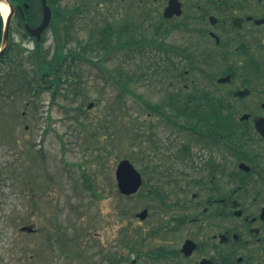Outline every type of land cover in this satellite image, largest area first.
Masks as SVG:
<instances>
[{"label":"rangeland","instance_id":"374dc122","mask_svg":"<svg viewBox=\"0 0 264 264\" xmlns=\"http://www.w3.org/2000/svg\"><path fill=\"white\" fill-rule=\"evenodd\" d=\"M163 6L162 0H62V7L74 15V40L65 52L77 47L76 39L91 43L92 35L98 37L95 28L106 22L135 19L139 38L158 42L162 37L154 36V26L169 27L160 20ZM169 37L168 44L180 45L176 31ZM12 40L25 55L34 51L33 44L21 45L19 33ZM56 43L51 27L42 46L46 58L56 53ZM103 56L101 50H88L76 58L74 74L55 100L51 92L33 98L21 83L5 81L3 73L12 72L14 65L1 70L0 264H112L109 258L113 264H177L176 259L165 261L145 252L178 244L164 240L161 231L169 217L161 201L160 156L164 144L176 141L175 131L183 140L188 136L146 104L157 105L177 92L178 82L164 69L178 59L153 47L140 51L139 46ZM119 68L134 76L132 88L141 98L122 93ZM186 84L179 82V89ZM123 159L144 174L145 183L133 197H121L117 189L115 171ZM144 209L149 217L142 221L136 215ZM147 236L152 238L143 247L135 244Z\"/></svg>","mask_w":264,"mask_h":264},{"label":"flooded vegetation","instance_id":"af4514ba","mask_svg":"<svg viewBox=\"0 0 264 264\" xmlns=\"http://www.w3.org/2000/svg\"><path fill=\"white\" fill-rule=\"evenodd\" d=\"M170 1L162 0L160 20L169 32L155 34L158 42L139 38L135 19L125 20L131 35L114 41L116 51L153 47L178 59L164 69L177 92L152 111L176 119V130L188 136L173 131L176 141L161 148V201L169 217L161 231L178 243L163 246L162 257L177 264H264V0H177L180 15L167 18ZM26 24L15 25L24 31ZM173 31L180 45L168 44ZM19 35L21 45L45 55L46 31L40 38ZM126 38L132 45H124ZM10 43L16 44L12 37ZM7 55L0 57V74ZM179 82L190 85L179 89Z\"/></svg>","mask_w":264,"mask_h":264},{"label":"trees","instance_id":"16d2710c","mask_svg":"<svg viewBox=\"0 0 264 264\" xmlns=\"http://www.w3.org/2000/svg\"><path fill=\"white\" fill-rule=\"evenodd\" d=\"M13 3V5L17 6H24L28 5V9L25 10L26 13V20H23L20 15H18V18L15 22V24L21 25L23 27V24L25 22L29 23L31 27H34L38 25L41 22L42 19V6H41V0H9ZM48 5L52 9V24L54 28V33L57 39V46L59 47L56 51V53L53 55L51 59H48L43 55L42 50L39 48L38 50L31 53V55H25V53L16 48V45H13V43L10 44V47L7 50V58H8V67L11 65L13 66L12 72L8 73L3 78L5 81H12L13 84L15 82L21 83L27 94L33 98L39 97L44 92H51L53 99L55 100L57 98V95L60 94V89L64 87V84L66 81L72 77L74 73H72L73 67H74V61L76 58L83 57V52L90 51L92 53H96L99 50H102L105 55L111 54V52L119 46L116 44L115 37L117 36L118 40L120 42L123 41L124 36L129 33L128 32V24L129 22L125 21L120 27H117V25H114L110 22H106V25L104 27L95 28V31L98 33L97 35L91 36V43H84L83 40L81 41L76 39L75 41L78 42L77 49H70L68 52H65L66 44L61 43V35L60 33H63V38L70 43L72 40H74V37L71 35L72 28H73V22H74V15L71 14V11L68 8L62 7V0H47ZM107 21V20H106ZM136 24V21H135ZM163 25H155L154 26V33L157 36H160L164 34L165 32H169V30L162 28ZM3 28H4V20L2 18V15L0 13V47L2 44V38H3ZM136 29V27H135ZM24 30V28H23ZM137 30V29H136ZM11 32L13 33H19L24 35H28L27 32L21 31L20 28H17L15 25L13 26ZM131 35V34H129ZM71 40V41H70ZM95 40V41H93ZM151 45H154L155 41L150 40ZM137 44V42H136ZM125 46H130L131 39L126 38L124 40ZM18 59H16V57ZM71 56V60L73 64H68L67 57ZM14 57V58H13ZM31 66L30 69H27L26 66ZM103 68V72L109 73V77L113 79L112 73L107 71V69ZM118 73L120 74V82H118V86L122 89V93L126 92L128 94H132L133 96H136L137 98H141V96L136 94L135 89L133 90L132 86L137 81L134 79V76L130 74L129 72H125L124 70H119ZM1 76V77H2ZM4 81V82H5ZM121 82H124L121 84ZM2 84L0 80V85ZM148 109H150L153 112H158L160 110L159 104L152 105L148 102H146ZM190 121V119H187ZM167 121L171 124L173 123L176 125V119L168 118ZM84 178L87 180L89 177L87 174L84 173ZM157 193V192H156ZM119 196L123 197L119 194ZM159 196V194H158ZM154 231V230H153ZM152 238L151 236L147 237H141L137 241H135V244L139 247H143V245L146 243L147 239ZM58 240L57 237L53 239V241ZM128 241V240H125ZM132 242L128 241L126 244L130 245ZM131 251L135 253L138 257L142 253H140L138 250L131 247ZM145 255L149 257H157L158 255H161V257L164 255L163 248H159L158 251L155 253H146ZM127 258V257H126ZM111 262L114 263V258H109ZM112 263V264H113ZM116 264H119L117 261Z\"/></svg>","mask_w":264,"mask_h":264},{"label":"water","instance_id":"95a60500","mask_svg":"<svg viewBox=\"0 0 264 264\" xmlns=\"http://www.w3.org/2000/svg\"><path fill=\"white\" fill-rule=\"evenodd\" d=\"M0 2H4L7 4L9 8V14L5 19L4 30H3V41L2 47L0 49V57L6 52L9 42H10V29H11V21L13 15L15 13V9L19 11L23 19H25L24 9L28 8V5L25 7H21L17 5L16 8L9 0H0ZM42 8H43V18L41 24L36 28H30L29 25H26V29L31 36L40 38L42 33L49 27L51 19H52V10L47 3V0H41ZM180 5L177 0H171L168 8L165 11V16L167 18L173 17L174 15H180ZM89 108H92V104L89 105ZM116 182L120 193L124 196H133L140 190L143 184V178L141 173L135 168V166L128 159H123L117 166L116 169ZM149 212L147 209L137 214V217L141 220H145L148 216ZM23 231L32 232L33 229L23 227Z\"/></svg>","mask_w":264,"mask_h":264},{"label":"bare ground","instance_id":"6f19581e","mask_svg":"<svg viewBox=\"0 0 264 264\" xmlns=\"http://www.w3.org/2000/svg\"><path fill=\"white\" fill-rule=\"evenodd\" d=\"M0 13L6 19L9 14V8L4 2H0Z\"/></svg>","mask_w":264,"mask_h":264}]
</instances>
